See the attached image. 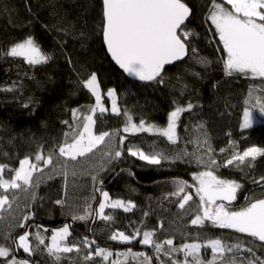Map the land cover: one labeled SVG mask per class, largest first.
<instances>
[{"label": "trees", "instance_id": "1", "mask_svg": "<svg viewBox=\"0 0 264 264\" xmlns=\"http://www.w3.org/2000/svg\"><path fill=\"white\" fill-rule=\"evenodd\" d=\"M186 2L193 10L188 29L197 34L190 39L189 55L186 61L165 71L163 84L156 81L146 84L127 78L108 55L100 32L102 0H0V50L31 35L52 57L48 63L37 66L28 65L22 58H0V163L18 168L19 161L25 157L35 163V155L40 150L45 155L53 150L58 153V147L66 139L65 133L73 132L77 124L82 126L83 117L90 114L89 107L95 105V97L83 86L91 73L98 77L101 103L108 109L104 113L97 111L94 131L97 134L120 132L121 137H127L123 144L119 137L113 148V154L117 150H122L123 154L119 158L113 155V158L104 159L101 168L69 171L67 179L62 176L34 189L35 200L29 197L33 191L20 198L10 196L12 208L0 214V245L12 249L16 259L29 260L30 264H111L112 260H123L118 254L131 248L151 256L152 264H160L161 260L170 264L169 257L162 253L158 255L154 247L141 243L142 236L130 243L109 238L117 230L132 235L137 228L141 233L155 230L154 240L173 239L177 247L193 242L204 244L208 239L216 238L228 244L243 241L245 248L254 247L255 257L264 259L260 242L245 234L214 227L209 222L203 227L190 223L199 213V198L195 196L197 182L193 177L207 169L204 164H197L192 155L173 162L172 158L178 153H195L205 161L211 155L220 165L213 169L219 177L243 185L238 192L239 199L231 205L233 209L244 206L247 203L245 197L264 198V186L253 183L254 178L264 176V157H258L251 169L245 165L222 166L233 151L264 147V123L249 130L241 127L244 109L250 106L245 103L248 93L255 89L256 96L264 95V80L242 74L227 76L223 70L227 54L214 26L205 19L210 0ZM192 47L198 50L199 57L207 58L210 63L202 65L192 59ZM13 82L16 83L12 91L3 90L12 87ZM110 89L116 90L120 115L111 112V98L107 95ZM174 100L181 105L188 102L197 105L182 114L177 129L178 143L172 144L166 137L149 132H123L127 120L125 112L136 123L143 119L147 124L166 127ZM75 109H79V119L73 117ZM253 111L264 121V115L257 109ZM200 124H204V128H199ZM205 138L214 149L212 153L207 152L205 145L204 150L200 149L201 145L197 143ZM67 139L71 143V137ZM232 142H235V148ZM135 148L145 153L161 151L169 159L152 165L132 156L129 149ZM61 158L58 154L54 156L58 161ZM40 166L44 167L43 162ZM181 180L189 185L185 191L193 194V201L185 209L178 207L177 196L170 195ZM102 191L108 192L114 200H130L136 207L130 212L106 208L105 215L113 216V220L103 221L95 215L87 229L73 216L83 215L89 205L96 212L99 203L103 202ZM57 200H63L64 204H57ZM29 213L34 216L24 228L19 227L22 217ZM161 222L163 228L159 227ZM64 225H69L72 231L67 243H78L86 236L95 241L92 249L83 248L80 254H61V259L56 261L44 245L30 255L14 243V240L18 243L19 235L29 231L36 248L35 233L40 231L45 244H50L53 230ZM97 246L112 251L113 256L108 261L101 257L85 261L84 254ZM245 248L222 257L218 255L216 264H229L231 259L237 264L241 261L247 264L254 257ZM200 255L205 261L212 259L210 248H202ZM174 258L182 260L183 253L175 254ZM0 264H6L5 258H0ZM126 264L139 262L129 257Z\"/></svg>", "mask_w": 264, "mask_h": 264}, {"label": "snow or ice", "instance_id": "2", "mask_svg": "<svg viewBox=\"0 0 264 264\" xmlns=\"http://www.w3.org/2000/svg\"><path fill=\"white\" fill-rule=\"evenodd\" d=\"M225 5H229L230 8ZM192 16L193 10L186 0H102L100 32L108 53L121 69L129 75L138 77L141 81H156L163 84L165 66L181 61L189 55L190 39L197 35L188 29V21ZM205 19L214 26L215 33L218 34L223 50L227 54L226 59L223 60L225 74L230 77L235 74H242L251 79L264 80V0H219V2L218 0H210V7ZM197 51L196 48H191L192 59L202 65L210 63L207 58L199 57ZM3 57L22 58L30 66L46 64L52 58L50 54L42 50L31 35L13 43L6 50H0V58ZM15 83L13 82L12 87L3 90L12 91L15 88ZM83 86L95 97V105L89 107L90 114L83 117L82 126L77 124L73 132L65 133L66 139L58 147V153L53 150L45 155L40 150L35 155V163L32 162L31 158L25 157L19 161V167L16 169H10L7 164L0 163V212L11 209L13 206V201L9 199L8 195L10 191L15 193L16 190H20L27 193L29 189L39 187V180H34V174L43 173V168L40 166L41 162H43L44 167L52 165L54 156L57 154L75 161L93 153L100 145L105 144L106 139L113 135L107 131L99 134L94 131L96 124L94 117L97 111L100 113L108 111L101 103L100 83L96 73H91L83 82ZM254 93L255 89L250 90L249 98L245 101L250 106L246 107L243 112L241 124L243 129L252 127L255 119L253 109H257L264 115V95L256 96ZM107 95L111 98V112L120 115L121 109L117 105L116 90H108ZM253 100L255 103H252ZM173 104L174 108L168 114L166 127L147 124L143 119L136 123L132 116L125 112L127 120L123 132L132 134L156 133L166 137L172 144L178 143L177 129L180 118L183 113L190 112L197 105L191 102L181 105L175 100ZM25 106L27 107V105ZM73 117L79 119V109L73 110ZM63 123L68 124V121ZM69 127L72 128L73 126L69 125ZM81 127L82 130H80ZM199 128H204V124H200ZM69 136L71 143L67 139ZM204 136L207 137L206 132ZM126 138L122 136L120 143L123 144ZM197 143L199 144L201 141L198 140ZM202 143L207 147L208 153L214 151L207 138ZM232 144L235 148V142ZM220 151L224 152L225 149H220ZM129 152L132 156L152 165H159L162 160L169 159L161 151L145 153L143 150L135 148V150L129 149ZM122 154V150H117L114 154L111 151L106 153L109 157L114 155V158H119ZM189 155L195 156V162L204 164L207 169L196 173L193 177L197 182L195 196L199 198V213L191 219V225L203 227L206 222H209L214 227L231 229L237 233L245 234L251 237L253 241L260 242V247L264 248V198L245 197L247 203L238 209H233L231 205L237 200V194L243 185L236 180L219 177L213 169L220 165L211 155L205 161L202 156L185 151L182 155L178 153L172 159L175 162V160L183 159L184 156ZM258 157H264V147L252 146L242 152L233 151L222 166L240 167L245 165L251 169L255 167V161ZM6 172L14 173V175L5 178ZM62 175L67 179L66 168ZM253 183L264 186V176H260L258 179L254 178ZM187 187H189L187 181H178L176 191L170 194L179 198L178 207L180 209H185L186 205L193 201V194L185 191ZM101 196L103 202L99 203L95 215L103 221L113 220V216L105 215L106 208L123 209L125 212H130L136 207L135 203L130 200L126 202L120 199H112L106 191H102ZM35 198L33 191L31 199L35 200ZM56 203L63 205L64 201L57 200ZM90 209L91 205L85 209L83 215H75L73 219L83 221L90 218L93 215ZM33 216L34 213L24 215L19 227L24 228ZM159 227L163 228V222L159 224ZM32 235L29 231L19 235L18 243L14 240L17 248H21L31 255L40 245H44L47 253L56 261L61 259V254L73 252L80 254L83 248L92 249V245L95 243L86 236L78 243H67L68 238L72 235L69 225L53 230L50 244H45V237L40 231H37L35 233L38 242L36 248L33 247L30 240ZM141 236V243L154 247L158 255L162 253L169 257L170 264H216L218 255L222 257L225 253L245 248L243 241L228 244L220 238L208 239L204 244L193 242L177 247L174 246L173 239L157 242L153 239L155 230L141 233L139 228L132 235L117 230L109 238L130 243L133 239ZM205 247L212 251L210 261H205L200 255L201 249ZM245 251L254 257V259H249L247 264H264V259L255 257L253 246L246 247ZM177 253H183L182 260L174 258ZM112 256V251L97 246L94 250L86 252L83 259L90 261L94 257H101L103 261H108ZM118 256L123 257V260H112L111 264H126L129 257L137 260L139 264H152L151 256L143 252H134L131 248L126 252L119 253ZM9 257L11 258L9 259ZM0 258H5L6 264H30L29 260L16 259L12 256V249L4 245H0ZM160 264H164V261L161 260ZM229 264H237V261L231 259ZM240 264H243V261Z\"/></svg>", "mask_w": 264, "mask_h": 264}, {"label": "rangeland", "instance_id": "3", "mask_svg": "<svg viewBox=\"0 0 264 264\" xmlns=\"http://www.w3.org/2000/svg\"><path fill=\"white\" fill-rule=\"evenodd\" d=\"M253 114H254L255 119H254V123H253L252 127L248 128V129H243V130H249L251 128H254V127L264 123V121L261 119V117L258 113L253 111ZM116 133L117 132H113V135L111 137H109L108 139H106L105 144L100 145L97 149L94 150L93 153H91L85 157H80L75 161L67 159L66 157H62L60 161H58L57 159H54L52 165H49L47 167H42L43 173L34 174V180H39V187H40L41 185H43L49 181H52L54 179H57L59 177L64 176V175H62V173L65 170V168L67 169V172H69V171H77V172L80 171L81 172V170L85 169V168L90 169V170H96L97 168H101L103 165L104 159L113 158V157L107 156L106 153L109 151L113 152V148L116 145L118 138L121 137L120 132H118L119 133L118 135ZM151 134H156V133H151ZM202 141H201V143H199V145H201L200 149L204 150L205 146L203 147L204 144L202 143ZM10 169H16V168H10ZM10 175H14V173L6 172L5 178H9ZM38 188H35V189L37 190ZM28 191L32 192V191H34V189H29ZM24 193L25 192H22L20 190H16L15 193L10 191L8 193L9 199L11 200L10 196H17L18 198H20L24 195ZM29 197H31V195H29ZM238 199H239V194H237V200ZM6 210H8V209H6ZM90 210L93 212V215L90 218L81 221L82 223L85 224L87 229L90 228V226L92 225L94 218H95V210L92 208ZM3 212H0V214Z\"/></svg>", "mask_w": 264, "mask_h": 264}, {"label": "water", "instance_id": "4", "mask_svg": "<svg viewBox=\"0 0 264 264\" xmlns=\"http://www.w3.org/2000/svg\"><path fill=\"white\" fill-rule=\"evenodd\" d=\"M191 18V17H190ZM190 20V19H189ZM189 22V21H188ZM108 52V51H107ZM108 55L111 57V55H110V53H108ZM111 59H112V57H111ZM186 59H187V56L183 59V60H181V61H176L174 64H172V65H166L165 66V71L168 69V68H172V67H174L175 65H177V64H180V63H183L184 61H186ZM112 61H113V63L116 65V67L127 77V78H130V79H133L134 81H136V82H139V83H146V84H148V83H152V82H155V81H141V80H139V78L138 77H136V76H133V75H129L127 72H125L123 69H121L120 67H119V65L118 64H116V62L112 59ZM165 71H164V73H165ZM163 73V74H164Z\"/></svg>", "mask_w": 264, "mask_h": 264}]
</instances>
